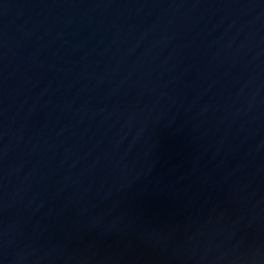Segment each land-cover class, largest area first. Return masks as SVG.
I'll return each mask as SVG.
<instances>
[{"label":"water","instance_id":"water-1","mask_svg":"<svg viewBox=\"0 0 264 264\" xmlns=\"http://www.w3.org/2000/svg\"><path fill=\"white\" fill-rule=\"evenodd\" d=\"M0 264H264V0H0Z\"/></svg>","mask_w":264,"mask_h":264}]
</instances>
